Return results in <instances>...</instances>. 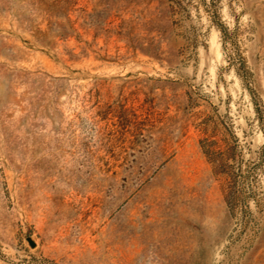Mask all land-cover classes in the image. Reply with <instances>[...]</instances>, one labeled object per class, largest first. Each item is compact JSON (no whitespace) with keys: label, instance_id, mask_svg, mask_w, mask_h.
<instances>
[{"label":"rangeland","instance_id":"rangeland-1","mask_svg":"<svg viewBox=\"0 0 264 264\" xmlns=\"http://www.w3.org/2000/svg\"><path fill=\"white\" fill-rule=\"evenodd\" d=\"M0 264H264V0H0Z\"/></svg>","mask_w":264,"mask_h":264}]
</instances>
